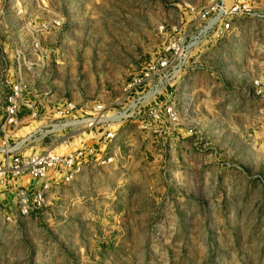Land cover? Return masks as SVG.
<instances>
[{
    "label": "rangeland",
    "instance_id": "obj_1",
    "mask_svg": "<svg viewBox=\"0 0 264 264\" xmlns=\"http://www.w3.org/2000/svg\"><path fill=\"white\" fill-rule=\"evenodd\" d=\"M207 4L0 0V69L18 78L20 58L41 115L22 114L7 137L1 130L0 149L4 141L26 155L88 147L74 180L57 175L26 215L36 182L0 185V264H264V20L198 48L161 91L162 110L140 102L126 117L127 104H116L186 24V8ZM68 103L76 119L98 105L105 118L123 116L84 131L58 116ZM3 121L0 113V129Z\"/></svg>",
    "mask_w": 264,
    "mask_h": 264
},
{
    "label": "built area",
    "instance_id": "obj_2",
    "mask_svg": "<svg viewBox=\"0 0 264 264\" xmlns=\"http://www.w3.org/2000/svg\"><path fill=\"white\" fill-rule=\"evenodd\" d=\"M262 0H208L205 6H188L185 14L186 24L173 28V34L168 42L164 54L160 53L150 59L142 71L134 75L128 81L122 91V96L116 103L127 104L124 110L126 117H133L136 103H146L151 106L152 102L162 110L161 91L166 90L168 85L182 71H185L194 53L206 43L218 42L227 36H239L242 23L245 20H264V9L260 7ZM164 30V28H162ZM17 71L19 77L13 79L11 68L0 69V113L4 116L1 126L2 132L7 137V132L13 129L18 130L24 123L22 114L29 115L30 119L39 120L40 112L36 102L32 99V88L29 83L21 78L22 64L17 58ZM13 70V68H12ZM167 115L172 121L177 120V114L173 105L167 106ZM130 110H132L130 112ZM76 107L72 103L61 106L57 114L60 118L74 116ZM130 112V113H129ZM128 113V114H127ZM151 113L156 117L158 110L152 109ZM123 114H116L105 118L103 107L98 105L88 117L72 119L75 127L83 128L84 131H93L101 125L108 123L109 127L118 121ZM67 125V124H66ZM53 127V126H52ZM63 124L55 128L61 129ZM42 131V130H41ZM116 133L107 130L104 141L112 142ZM0 149V185L8 182L17 183L20 179L29 176L36 182L32 191V197L25 198L21 213H28V205L32 203L41 206L44 203L45 195L50 190V182L60 175L65 182H71L81 171L79 159L83 156L84 150L71 152L67 155H58L53 152L35 153L31 155L22 154L17 149H9L7 141L3 142ZM92 153V152H91ZM111 160L109 159L108 162ZM24 195V192L21 193Z\"/></svg>",
    "mask_w": 264,
    "mask_h": 264
},
{
    "label": "crops",
    "instance_id": "obj_3",
    "mask_svg": "<svg viewBox=\"0 0 264 264\" xmlns=\"http://www.w3.org/2000/svg\"><path fill=\"white\" fill-rule=\"evenodd\" d=\"M28 81V83H29V85L31 86V88L33 89V82H32V80H27ZM38 96H32V99H34L35 101H38ZM0 131H1V129H0Z\"/></svg>",
    "mask_w": 264,
    "mask_h": 264
}]
</instances>
